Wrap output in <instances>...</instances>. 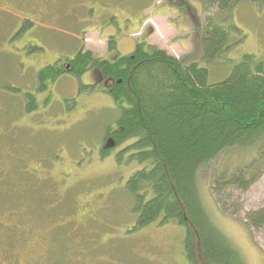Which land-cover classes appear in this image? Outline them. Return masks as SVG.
<instances>
[{
  "label": "rangeland",
  "instance_id": "374dc122",
  "mask_svg": "<svg viewBox=\"0 0 264 264\" xmlns=\"http://www.w3.org/2000/svg\"><path fill=\"white\" fill-rule=\"evenodd\" d=\"M9 1V8L0 6L3 55H13L11 50L29 39L39 47L32 46L37 57H68L82 47L104 56L106 35L114 33L122 55L128 54L136 41L145 40L170 55L186 56L208 66L210 82L227 76L245 54L264 61V6L252 3L233 7L232 21L238 31L231 30L227 53L207 65L200 59L199 34L192 28L195 14L201 19L223 14L216 8L203 12V0H186L190 5L185 6L167 0H34L32 8L26 7L28 0ZM143 18L149 20L143 22ZM25 20L34 24L27 26ZM19 31L26 33L21 40L16 39ZM21 73L15 64L10 70L0 65V134L4 130L9 138L16 134L19 143L28 141L29 148H45L47 163L55 164L53 173L43 171L36 177V172L19 169L27 176L21 183L29 191L52 189L53 193L35 192L34 197H28L34 203H28L27 214L17 218L13 215L16 201L4 205L0 196V264H190L184 255L186 230L175 220H156L135 228L136 203L125 188L137 167L127 159L132 140L105 157L100 155L108 144L103 140L105 128L116 114L111 96L98 86L91 90L81 87L83 82H92L88 71L80 78L65 74L58 80L63 93L54 91L53 110L33 118L31 125L19 127L26 115L19 117L17 124L10 121L20 113L22 100L17 98L32 77L28 74L22 80ZM2 148L0 190L13 188L6 178L20 174L16 164L5 161L3 156L8 154H1ZM28 158L33 165L34 157ZM260 158L257 148L234 150L200 171L201 201L214 226L230 240L245 264H264V225H250L254 213L264 209V163ZM250 160L256 163L257 177L248 189L228 184L215 192L217 175L229 176ZM62 170L64 173H58ZM35 211L39 220L30 224L36 220ZM33 231L44 236L36 251L28 249L31 240H26Z\"/></svg>",
  "mask_w": 264,
  "mask_h": 264
},
{
  "label": "trees",
  "instance_id": "16d2710c",
  "mask_svg": "<svg viewBox=\"0 0 264 264\" xmlns=\"http://www.w3.org/2000/svg\"><path fill=\"white\" fill-rule=\"evenodd\" d=\"M169 2L174 6L188 3L186 0H167ZM242 2L264 6V0H203V12L216 8L223 15H207L201 19L195 14L192 28L199 34L202 62L209 65L227 53L231 46L230 32L238 31L232 21V9ZM107 53V57H101L91 50L80 51L71 60L72 73L79 76L89 66H94L102 79L108 81L103 87L115 103L116 114L107 124L103 140L113 145L103 148L100 155L105 157L118 145L132 140L127 146L126 151L130 153L127 159L137 167L125 188L135 199V228L147 227L156 220L162 223L175 220L186 230L184 255L190 264H245L230 240L214 226L201 201L200 171L234 150L257 148L264 163V61L255 54H245L227 76L210 82L208 66H201L186 56L170 55L145 40L137 41L131 54L122 55L117 50L116 39L111 36ZM12 54H1L0 65L10 70L15 64L21 71ZM26 76H22V80ZM37 76H32L31 84L22 88L32 91L37 82L38 90L44 89L42 78L46 74ZM29 94L27 110H33L37 103ZM18 110L20 113L10 122L14 120L17 124L18 118L22 119L21 109ZM39 117L25 116L26 120L22 119L19 127L31 125L33 118ZM12 136L9 138L6 132L0 134L4 147L1 154H8L3 156L5 161L16 164L19 173L25 172L19 171L24 168L28 174L36 172V177L43 171L53 173L55 164L47 163L43 146L29 148L28 141L19 143L16 134ZM29 155L34 157L33 165L29 158L27 160ZM253 160L243 163L242 170L241 165L236 167L231 175L226 169L229 176L217 175L215 192L219 193L221 185L228 184L248 189L257 177ZM6 179L13 188H3L0 196L4 205L16 201L13 214L16 218L27 214V205L33 202L28 197L48 190H27L21 183L27 176L22 173ZM34 217L36 220L30 224L39 220L36 211ZM250 225L254 228L264 225V209L254 213ZM28 230L29 227L22 237ZM34 233L26 240L32 241Z\"/></svg>",
  "mask_w": 264,
  "mask_h": 264
},
{
  "label": "flooded vegetation",
  "instance_id": "af4514ba",
  "mask_svg": "<svg viewBox=\"0 0 264 264\" xmlns=\"http://www.w3.org/2000/svg\"><path fill=\"white\" fill-rule=\"evenodd\" d=\"M15 4H17V0H13ZM34 0H28L27 2H29V5H27L26 7H30L32 8L35 3H32ZM5 5V6H3ZM11 6V1L9 0H0V6H3L4 9L9 8L8 6ZM37 6V5H36ZM48 17V12L46 11V18ZM45 18V19H46ZM26 22H28L27 24L33 25L34 23L28 20H25L23 24H26ZM27 25V26H28ZM24 31V29H23ZM23 31H20L16 34V39L17 40H21L22 37L26 34L23 33ZM136 44V42H135ZM135 44L132 48V50L128 53L131 54L132 51L134 50ZM35 46L36 48H39L36 45H31L29 43V39H26L23 41V43L19 46H17L16 49L11 50V53H14L16 58H17V63H19V66L21 68V76H26L28 75V73L31 76H34L35 78L38 77L37 75L39 73H45L46 76L45 78H42L43 83L46 85V87H44V89L38 90V84L36 82L35 87L32 91H29L28 89H21L22 93L19 95L20 100L21 101V114L22 115H26L29 117H33V116H40V115H46L49 112V109L53 110V97L54 95V91L60 92L62 91L59 86H58V80L60 77L64 76L65 74H72V62L74 59V56L79 53L80 51L83 52L86 49L85 47H82L80 50L77 51L76 54H73L71 56L68 57H49L47 58V54L45 55V57H41V56H34L33 53V47ZM2 52H0L1 55ZM109 53H107V48H106V53L104 54V56L107 57ZM101 56V57H104ZM88 73H89V79L90 83H84L82 84L81 87H85L88 89H94L98 86V90H102L106 93L105 88L103 86H107L108 81H106L105 79H102L101 77V73L100 71L95 68L94 66H89L88 67ZM86 72L80 74L77 77H81V75H84ZM56 75V77L54 78V76ZM76 76V75H74ZM38 80V78H37ZM2 85H7V83L3 82ZM61 86V85H60ZM97 90V91H98ZM34 96L35 100H36V107L33 108V110H27V104H29L28 99L31 97L30 94ZM63 93V91H62ZM38 112V113H36ZM53 129V126L51 128V130ZM1 134H4V130L3 132H1ZM46 193H53L52 189H48L46 191ZM30 227V226H28ZM34 239H32V241L29 243L28 249L30 251H36L39 247V242L40 240L44 237V236H40L38 233H35L33 235Z\"/></svg>",
  "mask_w": 264,
  "mask_h": 264
},
{
  "label": "crops",
  "instance_id": "0c3cea01",
  "mask_svg": "<svg viewBox=\"0 0 264 264\" xmlns=\"http://www.w3.org/2000/svg\"><path fill=\"white\" fill-rule=\"evenodd\" d=\"M140 15L142 16V14H140ZM139 19H141V17H139L138 20H139ZM146 19H147V18H146ZM146 19H145V22L149 20V19H147V20H146ZM128 20H129V22L131 23L132 19L129 18ZM143 22H144V19H143ZM138 30H139V28L137 29V31H138ZM134 32H136V30H135ZM114 35L117 36L116 34H114Z\"/></svg>",
  "mask_w": 264,
  "mask_h": 264
},
{
  "label": "water",
  "instance_id": "95a60500",
  "mask_svg": "<svg viewBox=\"0 0 264 264\" xmlns=\"http://www.w3.org/2000/svg\"><path fill=\"white\" fill-rule=\"evenodd\" d=\"M110 145H113V144L109 143V146H110Z\"/></svg>",
  "mask_w": 264,
  "mask_h": 264
}]
</instances>
